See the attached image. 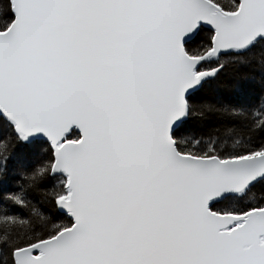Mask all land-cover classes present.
I'll list each match as a JSON object with an SVG mask.
<instances>
[{
    "label": "snow or ice",
    "instance_id": "1",
    "mask_svg": "<svg viewBox=\"0 0 264 264\" xmlns=\"http://www.w3.org/2000/svg\"><path fill=\"white\" fill-rule=\"evenodd\" d=\"M0 264H264V0H0Z\"/></svg>",
    "mask_w": 264,
    "mask_h": 264
}]
</instances>
